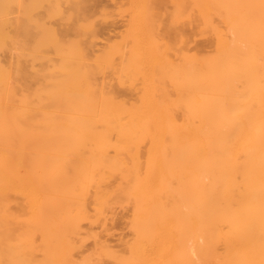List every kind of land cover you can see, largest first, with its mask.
<instances>
[{"label": "bare ground", "instance_id": "bare-ground-1", "mask_svg": "<svg viewBox=\"0 0 264 264\" xmlns=\"http://www.w3.org/2000/svg\"><path fill=\"white\" fill-rule=\"evenodd\" d=\"M96 1L0 0V264H264V0H177L211 50L178 51L171 91L163 0L99 53ZM119 207L118 251L94 231Z\"/></svg>", "mask_w": 264, "mask_h": 264}, {"label": "rangeland", "instance_id": "rangeland-1", "mask_svg": "<svg viewBox=\"0 0 264 264\" xmlns=\"http://www.w3.org/2000/svg\"><path fill=\"white\" fill-rule=\"evenodd\" d=\"M163 1H161V3L158 4V6L156 7L157 10L155 9L156 12H157V14L159 15L158 18L161 17V18H159L160 20L158 19V23H157L158 26L157 27H159L158 28L159 30L156 29L157 32L155 31V35L161 29L162 30L160 31V33H158V37H160L161 39H159L158 37H156L157 35L154 38L157 39L158 41L160 40V44L163 47L162 48L163 49V51H162L163 53H161V58H162V61L163 62L160 60V68H161L160 73H161V75H160V73L157 75V78L158 77L160 78V79L159 78L157 79V84H160L161 86L166 85L169 88V90L171 91L173 89L172 86L174 85V83L170 79L171 78V74H172V71L170 73V70H171V68L173 66L179 64V63H177V62H179V60H178L179 57L177 58L178 54L183 53V54H180V57H181V55H189V54L192 55L193 53H195L194 51H197L198 50V48L200 50H202V51L203 50L204 51H209V50H211V42H210V37L209 36L196 37L193 34V31L191 30L192 29V26L189 23L192 20L191 19V16H193V14L191 13L192 12L191 9H188L189 7H186L187 9H185V10L187 12L185 11V13H183L184 14L183 15L182 13L181 14L177 13L178 12L177 9H176V5L177 4H175L177 0H163ZM96 2H97V4H96ZM96 2H94V4H92L90 6L91 9L89 8L88 11H89V14L92 16V19L97 24V29L99 31V35H98V37L95 40L96 43H95V46H94L95 47V52L96 53H99L100 51H102L103 48L105 49L106 46H108L110 44H113V43L120 42L122 40V37L126 34L127 29H128L129 20L131 19L132 15H133V11L131 10L132 9V6H133V0H130V1L129 0H97ZM94 9H96V10H94ZM173 13H175V14H173ZM57 18H59V17H53L54 21H53L52 18L47 19V21H49L51 24L54 22L55 24L54 23L53 24L56 25L57 22H60L61 23V20L59 21V19H57ZM162 20H163V22H160ZM169 24L172 27L175 25L174 26L175 29L173 28V30H172L173 33L172 34L169 33V30L167 31V29H166V28L170 27ZM166 25H168V27ZM176 26H180V27H178V29L181 28V30H183L182 28H184V30L182 31L183 37H182V35L180 36V38L182 37L181 39L178 38L179 37L178 34L175 35V33H176L175 31L177 29ZM184 32H186V33H184ZM176 36H178V37H176ZM184 36H186V38H184ZM194 37H196V39ZM182 39H184L185 42L187 40L186 44L184 43V41ZM167 46H168V48H167ZM186 47L189 48V49H187ZM167 49H169V50H167ZM182 50H185V51L182 52ZM165 70H167V72ZM163 72H164V74H162ZM163 75L165 77H163ZM141 77L144 78L143 75L142 76L140 75V78L138 76L137 80L133 81L135 83L132 82V85L138 86L136 84H139L138 87H140L141 85H143L144 84V79L142 80ZM169 79H170V81H169ZM115 81L116 80L113 79L112 80V84H113V82L115 83ZM171 82H172V84H170ZM116 83H117V81H116ZM127 88H129L127 85L126 86H121V88L118 87L117 91H119L118 93L122 97L124 96L125 99H127V98H129V99L133 98L134 99V94H133L134 91L133 90L131 91L130 88L128 90ZM132 95H133V97H132ZM129 212H130V210H129L128 207H126V208L125 207H123V208L122 207L116 208V212L114 214L112 213L111 215H109L110 216L109 218L111 220L108 218L109 221H107L106 224H108V225L107 226L105 225L106 227L105 226L99 227L98 225H94L93 228H91V226H89L88 224H85L84 225L85 228L83 227L84 228L83 230L84 231L85 230L86 231H90V229H93V231H94V230L98 229V230L94 231V233H97L98 234V237L99 236L100 237L102 236L101 239L103 238L102 240H104L105 243L107 242V244L110 247H112L115 250L118 249V251H119L120 249H123L122 248L123 247L122 244L124 245L125 241L126 240L128 241L130 239V237H131L130 229L128 227V223L130 221V219H129L130 218L129 217V215H130ZM114 215H116V217ZM94 227L95 228L97 227V228L95 229ZM107 227H108V229H107ZM103 228L106 231H104ZM100 229H102V230H100ZM103 232H105V233H103ZM109 232L111 234H109ZM92 240H93L92 238H89L88 241L86 240L85 241L86 243L83 244L84 246L82 245L83 247L81 246V249H78V251H76V253H78L79 255H82L83 252H87L88 253L89 251H92L93 250V247H94V244H93L94 242H92ZM79 251H82V252L79 253ZM78 257H80V256H78ZM111 262H109L107 260L106 262L104 261L101 264H112Z\"/></svg>", "mask_w": 264, "mask_h": 264}]
</instances>
